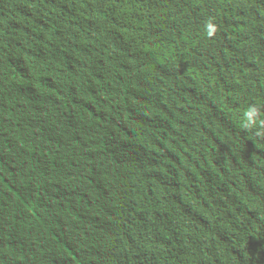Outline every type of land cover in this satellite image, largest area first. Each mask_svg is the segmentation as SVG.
Returning a JSON list of instances; mask_svg holds the SVG:
<instances>
[{"label": "trees", "instance_id": "obj_1", "mask_svg": "<svg viewBox=\"0 0 264 264\" xmlns=\"http://www.w3.org/2000/svg\"><path fill=\"white\" fill-rule=\"evenodd\" d=\"M264 0H0V264H264Z\"/></svg>", "mask_w": 264, "mask_h": 264}, {"label": "clouds", "instance_id": "obj_2", "mask_svg": "<svg viewBox=\"0 0 264 264\" xmlns=\"http://www.w3.org/2000/svg\"><path fill=\"white\" fill-rule=\"evenodd\" d=\"M244 117L246 120L245 127H252L256 125L258 121L261 126H264V120H259L258 109L255 106L249 107V109L245 111Z\"/></svg>", "mask_w": 264, "mask_h": 264}]
</instances>
